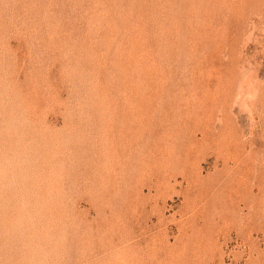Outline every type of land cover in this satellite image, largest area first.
Listing matches in <instances>:
<instances>
[{
	"label": "rangeland",
	"instance_id": "rangeland-1",
	"mask_svg": "<svg viewBox=\"0 0 264 264\" xmlns=\"http://www.w3.org/2000/svg\"><path fill=\"white\" fill-rule=\"evenodd\" d=\"M0 264H264V0H0Z\"/></svg>",
	"mask_w": 264,
	"mask_h": 264
},
{
	"label": "bare ground",
	"instance_id": "bare-ground-1",
	"mask_svg": "<svg viewBox=\"0 0 264 264\" xmlns=\"http://www.w3.org/2000/svg\"><path fill=\"white\" fill-rule=\"evenodd\" d=\"M115 33V32H114Z\"/></svg>",
	"mask_w": 264,
	"mask_h": 264
}]
</instances>
